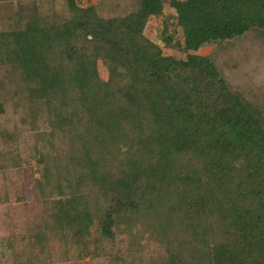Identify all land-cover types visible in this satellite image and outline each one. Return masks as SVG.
Segmentation results:
<instances>
[{
	"label": "trees",
	"instance_id": "1",
	"mask_svg": "<svg viewBox=\"0 0 264 264\" xmlns=\"http://www.w3.org/2000/svg\"><path fill=\"white\" fill-rule=\"evenodd\" d=\"M54 1L0 0V118L19 114L0 124V190L20 199L8 178L24 170L58 192L16 235V264H264V114L199 53L264 30V0H168L166 16L134 0L108 17ZM162 15L180 56L145 33Z\"/></svg>",
	"mask_w": 264,
	"mask_h": 264
},
{
	"label": "rangeland",
	"instance_id": "2",
	"mask_svg": "<svg viewBox=\"0 0 264 264\" xmlns=\"http://www.w3.org/2000/svg\"><path fill=\"white\" fill-rule=\"evenodd\" d=\"M48 3V0H40ZM79 4H96L97 11L101 16L108 17L123 15L134 8V0H77ZM54 6L61 12L65 10L63 0H55ZM164 15L172 13L168 0H163ZM151 17L145 27V33L157 41L165 54L180 56L182 53L175 49L165 47L161 40L162 19L165 17ZM177 29L174 31V38L179 39L181 35ZM202 55L209 56L220 69L232 89L240 91L253 104L258 106L264 114V30L253 29L246 32L242 37L222 42L221 44H207L199 50ZM99 69L103 77L106 72L101 63ZM19 114H3L0 124L11 128L13 123H18ZM26 142V145L24 143ZM33 139L26 137L20 145L22 155L25 156L33 148ZM37 148L47 149L40 143L34 145ZM33 162V159H31ZM24 169V168H23ZM8 182L15 181L18 186L19 195L13 193L14 189L9 188L4 198L0 190V264H16L13 251L22 252V239L16 235L25 234L27 229H32L40 222L42 213V197H56L58 195L54 178L48 180L44 190L40 191L34 185L35 179L26 171L21 173L13 171ZM10 179V181H9ZM19 199V200H18ZM13 244V248L9 245ZM24 244V243H23ZM53 252L62 249L56 242H52ZM73 252V251H72ZM22 256L23 253H20ZM74 261L61 260L56 264H70ZM76 263H81L76 261Z\"/></svg>",
	"mask_w": 264,
	"mask_h": 264
}]
</instances>
